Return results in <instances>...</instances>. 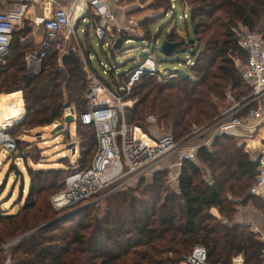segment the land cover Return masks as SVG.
Returning <instances> with one entry per match:
<instances>
[{
  "label": "trees",
  "instance_id": "16d2710c",
  "mask_svg": "<svg viewBox=\"0 0 264 264\" xmlns=\"http://www.w3.org/2000/svg\"><path fill=\"white\" fill-rule=\"evenodd\" d=\"M175 1L174 8L172 0L155 1L153 7L164 11L143 22L142 39L158 41L163 29L153 27L156 20L170 11L176 18L179 5L183 14L189 13L184 20L191 19L197 40L192 45L174 29L166 38L179 42V48L196 50L186 71L191 77H183L179 69L167 70L175 76L162 80L143 75L128 97L133 104L126 108V120L145 132L154 124L164 125L180 140L220 115L229 92L237 100L250 94L251 84L243 77L245 67H239L235 59L239 56L247 65L248 53L239 44L238 31L261 30L257 26L264 16V0ZM31 32L29 25L17 32L9 56L0 61L1 127L22 119L18 126L27 131L46 127L61 122L72 108L81 152L77 164L71 162L69 175L90 168L97 138L94 125L80 118L89 108L83 59L73 48L61 54L53 45L43 71L29 74L24 58L33 47L26 43ZM25 108L26 114L21 115ZM150 115L157 123L148 119ZM16 139L19 146L22 141ZM258 169L259 160L236 136L221 133L210 145L199 147L194 159L183 162L177 188L167 184V170H157L148 188L151 202L140 200L135 196L138 189L131 187V194L119 193L110 199L104 218L90 205L56 220L60 212L53 209L50 194L62 191L69 175L64 182L61 169L34 172L29 168L31 195L18 212H0V246L14 241L10 249L0 250V264L8 256L14 264H180L197 245L206 247L211 264H232L238 256L244 264H264V240L235 217L238 206L253 198L250 189Z\"/></svg>",
  "mask_w": 264,
  "mask_h": 264
},
{
  "label": "built area",
  "instance_id": "2783aa9c",
  "mask_svg": "<svg viewBox=\"0 0 264 264\" xmlns=\"http://www.w3.org/2000/svg\"><path fill=\"white\" fill-rule=\"evenodd\" d=\"M28 1H42L44 4V13L31 21L27 19L30 7ZM175 2L172 0L173 8ZM114 19L115 14L110 10L108 0H91L90 2L68 0L67 4L57 0H13L0 6V61L4 62L9 56L13 36L27 25L35 29L42 27L46 32L40 46L25 55V67L31 75H38L43 71L45 59L53 45L60 49L61 54L66 53L65 41L72 37L78 39L79 23L89 22L90 25H94L96 36L103 46L107 45L114 49L116 41L124 39L121 50H116V53L125 52L124 46L131 42L132 35L140 34L137 37L142 39L144 34L140 33L141 26L137 25V28L131 26L129 29L131 36H127L122 31L118 36H114L111 34ZM238 35L239 44L248 53L243 77L250 82L252 90L241 100L229 94L228 106L211 121L212 127L215 126V134L201 143H198L202 138L201 135L211 129L208 128V124L201 132H199L200 127H197L190 135L177 140L171 132L157 138L149 134L141 136L138 133L141 128L127 122L124 111L126 98L130 95L134 84L143 75L150 74L160 79L175 76L160 66L149 47L142 46L140 62L125 72H120L118 63L100 62L104 75L118 76L116 89L111 84L103 82L91 65V55L83 56L84 52L79 49L89 79L86 93L89 108L80 118L84 124L94 125L97 149L91 167L70 174L66 179L65 188L52 197L54 207L61 210L81 203H84V206L85 204L86 206L99 205L98 200L107 192L117 193L118 189H128L134 184H139L143 179L165 167L167 163L173 161L174 165L181 169L185 160L194 159L199 147L211 144L218 134L242 126L248 121L256 122L254 126H250L252 132L264 126V28L260 31L242 28L238 31ZM154 43L156 45V42ZM62 71L66 74L64 69ZM69 114L70 109L63 120ZM148 119L156 122L154 115H150ZM7 127H0V145L12 154L17 150L18 142L8 133ZM73 142V156L78 158L80 140L75 139ZM258 160L259 169L250 192L264 199V147L259 152ZM72 164H76L74 159ZM105 189L109 190L103 193ZM10 245H12L11 242L3 247ZM5 264H14L10 256ZM182 264H211L206 247L197 245ZM232 264H244L243 257L234 258Z\"/></svg>",
  "mask_w": 264,
  "mask_h": 264
},
{
  "label": "rangeland",
  "instance_id": "374dc122",
  "mask_svg": "<svg viewBox=\"0 0 264 264\" xmlns=\"http://www.w3.org/2000/svg\"><path fill=\"white\" fill-rule=\"evenodd\" d=\"M110 6L112 8V11L115 12V19L112 22L111 27V34L114 36H118L120 31L125 33L127 36H131L129 33V29L131 26L133 28H137L138 26H141L142 31L140 33L145 34L146 32V25H143V22L148 19L149 17H153L158 15V13H162L164 10L163 8H155L153 5H155L156 0H109ZM176 18L173 17V13L170 11L166 15L158 18L154 24L153 27H159L163 29V32L158 36V41H156V46L153 40L149 39H141L138 38L137 34L132 35V40L130 43H126L124 48L125 52L122 53H114L113 49L109 46H103L98 37L95 33L94 25L91 26L89 29V22L81 23L77 30L78 39L81 40V42L84 44V46L90 51V55L92 57L91 65L95 69L97 75L103 80L104 83L111 84L113 88H117V75H104L103 74V68L100 64L101 61L108 63L111 61L112 63H118L120 64V72H125L129 69L134 68L138 65L140 62L141 56H142V46H145L146 48L149 47L151 51L154 52V56L156 59L160 61V66L164 70L170 69V70H189L191 62L188 63V61L191 59L190 55L188 54H181L180 59L181 61H174L173 58H166L162 53H160L158 50H155L154 48L158 47L162 41L167 37L168 33L171 32V30H175L176 32L186 36L189 38H194L195 33L193 29V25L191 22V19L189 18L188 23L185 22V15L183 14V11L181 7L178 5ZM189 17V13L187 14ZM150 24V23H149ZM157 28L156 30H158ZM257 28H264V16L260 23L258 24ZM128 29V30H127ZM154 29V28H153ZM76 39L75 37H72L69 40L65 41V48L64 51L70 50V48L75 49L76 52H79V49L84 52L82 47L80 48V41ZM39 43V42H36ZM39 45V44H38ZM37 47V46H36ZM132 49L131 51L127 52L128 50ZM82 57V54H80ZM86 56V53L84 52V55ZM237 64L242 69L246 65V61L240 58L239 56L235 57ZM65 77L66 74H64ZM159 80H162L158 78ZM136 84V83H135ZM134 84V85H135ZM134 87V86H133ZM22 91V90H21ZM132 91V90H131ZM131 93V92H130ZM231 95L234 96L232 92H229ZM20 96L21 93H19ZM23 94V91H22ZM24 97V94H23ZM129 97V96H128ZM126 98V107L124 109L125 115H126V108L131 106V102L129 98ZM235 97V96H234ZM25 101V98L23 100V103ZM130 104V105H129ZM228 106V102L226 103V107ZM25 114V109L23 110L22 114ZM76 120L70 124H66L65 120H62L59 123L64 124L63 130L53 133V129L55 127V124L41 127V128H35L32 130H25L24 128L18 126L21 121L15 120L14 122H10L9 127H7V131L10 135H12L15 138H18L22 142H20L17 150L10 154L8 151L4 149L2 145H0V212L4 213H16L22 208V206L26 202V198H28L31 195V184H32V175L29 171V168H31L34 172L37 169H61L62 173L61 176L63 177V180L65 182L66 177L71 172V162L72 159H74V162L77 164L78 158L73 156V149H69L68 145L70 142H73L75 139L80 140L77 135V115ZM211 122V121H210ZM208 124V131L203 133L201 135V139L212 137L215 134V126L212 127L213 122ZM56 123V124H59ZM155 123V122H153ZM157 123V122H156ZM206 124L200 126L201 132L203 129H205ZM140 128V127H139ZM71 132L72 138L70 140L66 137V131ZM142 130V131H141ZM139 130V135H145L149 134L153 138L160 137L164 133L171 132L170 130L166 129L164 125L154 124L150 127L149 132H145L143 129ZM39 133H41V136H39ZM81 152V144L79 145V154ZM17 167V168H15ZM171 167V166H170ZM176 169H179V166H175ZM162 169H165L168 171V179L167 184L171 188H177L178 186V173L173 170V168H165L162 167ZM156 173V172H155ZM154 173V174H155ZM154 174L146 179H143L139 184H134L132 187L137 188L138 190L135 192V196L138 197L142 201H150L152 199L151 193L149 191V185L152 182V179L154 177ZM143 185L150 198L146 197V194L144 193L142 186ZM111 188V187H110ZM109 188V189H110ZM105 189L103 193H105L107 190ZM131 187L130 188H121L118 189L119 192L112 193L107 192L101 199L98 200L100 203L99 205H94L93 207L96 208L99 213L100 217H105L109 210V201L110 199L118 195L119 193H130L131 194ZM55 195V193L50 194V201L52 203V197ZM87 204L81 203L76 206L66 207L61 210H57L53 203L52 207L56 211L60 212L58 217L63 216L65 213L68 214L71 211H75L77 209L85 208ZM12 244L14 243L11 242ZM11 246V245H10ZM10 246L6 247L9 248ZM2 250L3 247L0 246ZM10 249V248H9ZM9 249H6V252L9 251ZM5 255L4 253L2 254ZM184 262V261H183ZM182 264V263H180Z\"/></svg>",
  "mask_w": 264,
  "mask_h": 264
},
{
  "label": "crops",
  "instance_id": "0c3cea01",
  "mask_svg": "<svg viewBox=\"0 0 264 264\" xmlns=\"http://www.w3.org/2000/svg\"><path fill=\"white\" fill-rule=\"evenodd\" d=\"M11 1L13 0H0V6L5 5ZM57 1H59L62 4L68 3V0H57ZM86 1L90 2L91 0H86ZM28 3L30 4V7L27 12L28 21H31L36 16H40L41 14L44 13V6H43L44 4L42 1H28ZM108 4L110 7V10L112 11L109 0H108ZM80 24L81 23H79V25ZM45 34L46 32L42 27H37L36 29L32 28V32L26 38V43L28 45L33 46L32 49H36L40 46V42L45 37ZM36 42H39V43H36ZM22 97H23V94H22ZM23 100H24V97H23ZM24 107H25V101H24ZM25 114H26V108H25ZM255 124H256L255 121H248V122H245V124H243L242 126L234 127V128L227 130L226 133L236 136L239 140V144L245 145L246 151L250 152L252 154V157L258 158L260 150H262V148L264 147V126H260L257 128L256 131L252 132V130L250 129V126H254ZM57 125L58 124H55V126ZM75 136L77 135L75 134ZM204 139H206V137L198 141V143L203 142ZM70 143H74V142H70ZM165 168H173V170L176 169L173 161L171 163H167ZM175 172L178 173V176H179L180 168L176 169ZM252 196L253 198H251L250 200L238 206L237 208L238 212L236 213V216H235L236 221L238 223L251 226V229L254 232L258 233L260 237L264 240V199L254 194H252ZM213 212L216 214H219V211L216 208L213 209Z\"/></svg>",
  "mask_w": 264,
  "mask_h": 264
},
{
  "label": "water",
  "instance_id": "95a60500",
  "mask_svg": "<svg viewBox=\"0 0 264 264\" xmlns=\"http://www.w3.org/2000/svg\"><path fill=\"white\" fill-rule=\"evenodd\" d=\"M195 40H197V38H190V39H188V42L193 45L195 43ZM123 43H124V39H118L116 41L115 45H114V49L115 50H121ZM179 45H180L179 42H171L170 40H168L167 38H165L162 41V43L156 49L160 53H162L166 58H174V59H176L178 61L181 60L180 59V55L181 54H187L188 53L190 55V58H194L196 56V50L194 48H179ZM167 70H169V69H167ZM181 75L183 77H185V78L191 77L190 73L186 72L185 70H181ZM131 105H132V103H131ZM74 113H75L74 112V109L71 108L70 109V114L67 115L66 118H65L66 124H70V123H72V122H74L76 120ZM63 127H64V124L59 123L57 126L54 127L53 133L62 131L63 130ZM223 133H226V132H223ZM71 135H72L71 132L67 130L66 131V137H67L68 140H70L72 138ZM39 136H41V133H39ZM73 147H74V143H70L68 145V148L69 149L72 148L73 149V152H74V148ZM78 210H80V209H77V210H75L73 212L71 211L68 214L75 213ZM64 216H66V215H63V216L59 217L56 220H60ZM56 220H54V221H52V222H50L48 224H52ZM0 249H1V247H0Z\"/></svg>",
  "mask_w": 264,
  "mask_h": 264
},
{
  "label": "bare ground",
  "instance_id": "6f19581e",
  "mask_svg": "<svg viewBox=\"0 0 264 264\" xmlns=\"http://www.w3.org/2000/svg\"><path fill=\"white\" fill-rule=\"evenodd\" d=\"M1 127V126H0ZM140 134V132H138Z\"/></svg>",
  "mask_w": 264,
  "mask_h": 264
}]
</instances>
